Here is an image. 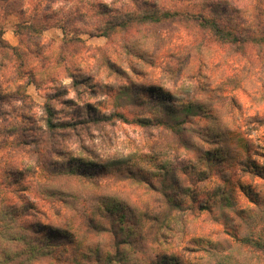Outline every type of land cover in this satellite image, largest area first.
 <instances>
[{"label":"rangeland","instance_id":"obj_1","mask_svg":"<svg viewBox=\"0 0 264 264\" xmlns=\"http://www.w3.org/2000/svg\"><path fill=\"white\" fill-rule=\"evenodd\" d=\"M31 1L23 0L24 4ZM232 1L239 7L248 0ZM262 1L252 0V3L263 6L264 0ZM93 2L114 3L115 7L123 4L136 5L135 8L139 10L142 0L48 1L52 4V14L67 17L77 13L76 6L84 10L85 4L91 5ZM148 2L149 7L156 5L162 10L195 13L200 10L186 0ZM69 8L74 9V13L70 14L67 11ZM88 9L90 8L87 7V12ZM90 11L88 14H91ZM86 19L94 22L95 17L91 14ZM0 20L5 24V40L18 46L25 63L24 69L16 56L9 62V59L2 58L4 50L0 49V112L24 119L23 126L27 124L30 128L26 138L22 137L21 129L8 137L5 132H9V129L4 127L0 119V126L4 129V132H0V183L3 184L5 180V168L13 165L18 169L17 174L8 175L7 180L12 185L0 186L5 188L0 193V198L3 194L11 197L14 190H18V193L27 195L28 199L38 204V212L35 209L34 216H30L33 222L39 216L44 221H59L65 225L66 221L62 216L72 219L77 214H87L91 204H95L103 195H108L107 198L123 197L130 203V196L134 197L135 194L128 191L129 186L140 194L156 195L155 190L139 191L137 187L140 181L135 183L131 179L132 182L126 180L118 183L117 180L122 177L113 166L106 175L92 180L99 188L89 186L92 185L89 179L81 178L71 179L63 185L61 182L53 183L70 192L66 196L70 198L71 207L61 202L49 204L32 191L36 181L45 182L47 178V173L42 170V161L40 164V159L30 151L33 148L31 136L37 134V129H44L45 126L44 105L51 102L58 110V117L66 120L75 117L78 112H83V108L90 104L101 114L122 112L126 119L83 127L82 137L74 135L68 139V150L83 155L85 149L81 150L79 141L82 139L87 150L99 153L100 159L111 164H123L127 168L133 167L134 173L145 175L149 182L159 188L163 186L162 182L170 183L168 180L176 170L175 175H178L183 187V202L178 204L182 203L185 220L184 224L181 219L177 223L180 232L173 231L166 238L162 237L154 243L143 240L150 247H144L141 255L133 252V260L124 262L125 264H147L151 260L153 264L164 260V254L171 251H181L182 260H187L189 264H203L204 257H200L201 253L195 251L196 244L201 246L212 242L221 246L224 239L229 237L227 231L231 235L237 233L238 222L241 234L249 230L246 229L247 224L244 225L238 215H234L237 209H244L240 210V214L252 218L254 229L264 231V220L260 216L264 208L262 180H251L242 174L240 166L233 165L229 169L230 165L227 164L235 156L237 146L247 148L245 141L252 143L253 151L259 152V155L252 152L253 158L260 164L264 158L261 156L264 153L259 149L262 142L264 143V132L256 121L260 114H264V101L261 99V96L264 97V66L261 65L256 47H248L244 54L241 51L234 52L217 40L211 30L199 28L185 16L165 19L160 24L144 26L143 30L137 32H118L111 37L82 33V41H72V34L66 36L58 26H50L40 36L25 33L19 37L16 31L20 18L17 14L6 13L1 9ZM31 71L34 73V81L28 77ZM73 75L77 76V86ZM146 85H153L158 90L160 88L165 93L173 94L178 100L176 107L193 101L201 104L203 111L197 110L192 116L186 117L183 128L177 134L160 123L163 114L159 110L149 111L146 102L141 103L134 99L136 89ZM236 104L240 105V110L236 109ZM142 118H147L146 124L140 122ZM10 122V128L19 127L13 120ZM237 137L244 139L239 145ZM19 142L22 144L16 145ZM155 155L160 157L153 159ZM88 168L95 169L93 166ZM219 168L224 172L219 171ZM15 179L18 181L15 182ZM221 190L229 192L231 208L227 204L220 208L224 205L223 196H220ZM203 204L209 205L210 209H202ZM61 205L62 216H58L55 206ZM224 212L232 214L233 220L228 219V225L222 216ZM183 226L185 233L181 231ZM43 233L45 232L40 235ZM50 234L52 241L43 240L47 247L46 255L35 256L30 264H63L62 260L66 256L63 249L72 240L57 232ZM135 239L140 244L141 237L137 233ZM105 240L98 233L83 234L73 248V251L77 249L82 259L77 264H85V255L105 260L109 251L103 246ZM16 251L18 256L15 262L29 258L26 250H20V253L19 250ZM257 253L259 256L256 261L248 260V255L240 259L241 263L264 264V256L260 251ZM57 256L58 260H55ZM48 257L54 262L46 260ZM70 262L71 260L65 264Z\"/></svg>","mask_w":264,"mask_h":264},{"label":"trees","instance_id":"obj_2","mask_svg":"<svg viewBox=\"0 0 264 264\" xmlns=\"http://www.w3.org/2000/svg\"><path fill=\"white\" fill-rule=\"evenodd\" d=\"M48 1L50 0H32L24 4L23 0H0V10L3 9L6 13L18 15L20 22L16 32L19 37L25 33L40 36L50 26H58L66 36L72 34V41H82L83 39L80 36L82 33L111 37L118 32H125L126 34L132 30L137 32V30H143L144 26L160 24L165 19L176 18L177 16H185L188 20L195 22L199 28L211 30L217 40L222 44H226L227 48L229 47L234 52L241 51L244 54L248 47H256V51L259 52L258 56L261 65L264 66V4L263 6L257 3L253 5L252 0H248L243 6L239 7L234 5L232 0H186L193 6H197L200 9L199 13L169 9L162 10L156 5L149 7L148 0H142L139 10L135 8L136 5L123 4L120 7H115L114 3L93 2L91 5L85 4L84 10L82 7L76 6V14L73 11L74 9H67L70 14L74 13V16L69 17L61 14H52V4L48 3ZM260 1L263 2L262 0ZM87 7L90 8L88 12L91 10V14L95 17L94 22H89L86 19V16L91 15L86 11ZM4 30L5 24L3 20H0V49L4 50L2 58L9 59L10 62L16 56L19 59L20 66L25 69L24 57L19 53L18 46L11 45L5 40ZM28 77L31 78V81H34V73L32 71ZM72 77H74L73 80L77 86L79 84L77 76L73 75ZM139 88L150 90V98H152L153 104L147 103L149 111L159 110L163 114L160 123L177 134V131H181L183 128V120L186 117L192 116L197 110L203 111L201 104H196L193 101L189 102L188 105L176 107L178 106L176 104L178 100L173 94L170 92L165 93L160 88L158 90L156 86L146 85ZM148 94L140 91L136 95L144 96ZM261 99L263 102L264 97L261 96ZM235 107L240 110L239 104H236ZM93 108L92 105L88 104L83 108V112H78L75 117L61 120L58 117V110L51 102H47L44 105L46 114L45 126L44 129H37V134L31 136L33 148L30 151L40 159V164L42 161V170L47 173V178L45 182L43 181L44 183L36 181L35 186H32V191L38 193L39 195L37 196L44 201H48L49 204L61 202L71 207L70 198L66 196L70 195V192L53 183L61 182L63 185L71 179L81 178L89 179V182L93 185L89 184V186L99 188V185L92 180L106 175L109 169L116 168V171L122 177V179L117 180L118 183L126 180V182H130L131 179L135 183L140 181L137 187L139 191L155 190L156 195L149 196V193L140 194V192L129 186L128 191L130 192L131 190L132 193H130L132 195L135 194L134 197L130 196L129 198L131 204L123 197L107 198L108 195H105L106 197L103 195L99 197L95 204H91L88 209L89 213L77 214L72 219L64 218L61 215L62 205L55 206L58 216H62L66 221L65 225L70 224L72 229L64 232L53 228L40 235L42 232H35L30 226L34 223L30 216H34L33 211L35 209L36 213L38 212V204L28 199L27 195L18 193V190H14V195L11 197L3 194L0 198V264H30L35 260V256L43 257L47 252V247L43 240L52 241L53 237L50 233L56 232L66 239L72 240L71 244L66 243V247L63 249V253L65 252L66 255L62 260L63 264L70 260V264H73L72 262L77 264L82 261L77 249L73 251V248L77 245L78 239H81L83 234L88 232L101 234L106 239L103 246L109 251H107L106 259L103 261L92 255L87 257L85 255V260H83L85 264H125L124 262L133 260V252L141 255L144 252V247H150L143 240L147 239L154 243L161 240L162 237L166 238L173 231L180 232L177 223L181 219L183 221L182 224H184L185 218L182 203L178 204V202H183L181 195L183 187L178 175H175L176 170L173 171L175 176L173 177L172 175L171 181L170 179L168 180L170 183L167 182L165 184L166 182H162L163 186L160 189L154 186L152 182H149L150 180L145 175L134 173L135 169L133 167L127 168L123 164H111L106 160L100 159L99 153H92V151L87 150L82 139H79V141L81 150L85 149L83 155H77L68 150V147H66L68 139L74 135L78 138L82 137L83 127L107 124L115 121V119H126V115L122 112L104 115ZM183 114L186 116L183 117ZM164 115L166 118H164ZM0 119L4 127L9 129V132H7L8 130L5 132L8 137L15 135L19 129L23 131L22 137H28L27 134L30 128L27 124L23 126L22 121L24 119L21 120L20 117L15 115H5L4 111L0 112ZM145 119L147 118H142L140 122L146 124L147 120ZM11 120L19 127L10 128ZM256 121L264 132V114H260ZM0 132H4L1 126ZM230 136L231 134L229 133L228 141H230ZM237 139V145H239L240 141H244L240 137H237ZM20 141L24 142L22 139ZM24 143V145H27L26 142ZM244 143L247 144V148L237 146L234 159L227 161V164L230 165L229 169L233 165L240 166L244 176L249 177L251 180L259 178L264 184V158L260 164L252 156V152L257 155H259V152L252 150V143L246 141ZM20 144L22 143L19 142L16 145L19 146ZM259 149L264 153L263 142ZM91 155L92 157H90ZM261 156L264 157L262 154ZM158 157L160 156L155 155L153 159ZM92 166L95 168L94 170L88 168ZM213 167H211V170H213ZM17 170L13 165L5 168V180L9 176L17 174ZM190 170L194 171V168ZM15 171L17 172L15 173ZM219 171L224 172L221 168H219ZM184 172L188 173L187 171ZM5 180L2 182L3 184L0 183V186L13 184L11 181L7 180L8 182H5ZM224 180L225 176L223 174ZM16 181L18 180L15 179ZM4 190L5 188H0V193L4 192ZM175 190L178 192L177 194ZM228 195V191H220V196H223L224 200V205L220 206V208H223L226 204L229 205V208L232 207ZM254 205L257 206V203ZM201 208L209 210L210 206L203 204ZM240 210L244 211V209ZM240 210L234 211V215H238V219L242 220L244 225L247 224L246 229H249L247 233L241 234L238 222L236 223L237 233L231 235L227 231L229 237L224 239L221 246L217 243L214 245L212 242L201 246L196 244L195 251L201 253L200 257H204L203 264H242L240 259L246 258L248 255L250 256L247 258L248 260L256 261L259 256L257 251H260L261 255L264 256V231L254 229L252 218H249V216L244 217L240 214ZM222 216L226 224L229 223L228 219L233 220L231 212L229 214L224 212ZM260 216L261 220H264V208H262ZM181 231L186 232L184 226ZM136 233L141 237L140 244L139 240L135 239ZM42 237L44 238L42 239ZM41 239L42 241L40 242ZM10 248L12 249L10 250ZM137 248L138 250L135 251ZM227 248L230 250L229 252ZM16 250H19V253L20 250L22 252L26 250L29 258L21 260V262H15V258L18 256ZM81 256L84 258L83 254ZM182 259L181 251H171L168 254H164V260L153 264H189L187 260ZM46 260L54 262L50 257ZM55 260H58V256ZM145 261L146 259H144V263ZM151 261H148L147 264H151ZM252 264H256V262H252Z\"/></svg>","mask_w":264,"mask_h":264},{"label":"clouds","instance_id":"obj_3","mask_svg":"<svg viewBox=\"0 0 264 264\" xmlns=\"http://www.w3.org/2000/svg\"><path fill=\"white\" fill-rule=\"evenodd\" d=\"M135 88V86H133ZM143 91L145 93H149L148 95H144V96H140V95H136L134 96V99L138 100L141 103H152V98H150V90L148 89H136V93ZM144 97H146L147 99H144ZM129 164H131V162L129 161H125ZM31 228L35 231V232H48L49 230L56 228L58 230L61 231H69L68 229L71 227V225H64L61 222L57 221V222H49V221H44L41 217L37 216L36 220L34 223H32Z\"/></svg>","mask_w":264,"mask_h":264}]
</instances>
